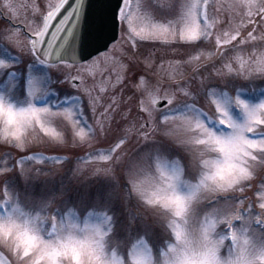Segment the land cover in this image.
I'll return each instance as SVG.
<instances>
[{
	"label": "snow or ice",
	"instance_id": "snow-or-ice-1",
	"mask_svg": "<svg viewBox=\"0 0 264 264\" xmlns=\"http://www.w3.org/2000/svg\"><path fill=\"white\" fill-rule=\"evenodd\" d=\"M124 5H129V0H122L116 14L122 32L125 21L131 26ZM87 7L88 0H74L72 4L58 0L48 3V10L42 11L41 5L33 2V18L27 29L31 36L27 42L20 40L18 29L0 30V54L9 57L0 58V72L14 71L23 53L51 67L67 64L64 47L57 48V42L70 23L69 34L74 33ZM174 7L179 13L175 21L140 32L133 28L132 32L141 39L176 37L203 42L214 37L217 46L231 45L241 37L243 19L231 25L229 31L214 33L216 20H210L209 0H181L178 7L168 4L170 10ZM247 9L249 18L264 17V0L258 5L248 0ZM62 10L63 18L46 39L52 21ZM0 15L11 23L18 19L19 7L11 0H3ZM162 19L166 20L167 16ZM174 23L175 31L172 30ZM97 26L103 30L107 23L100 19ZM129 39L136 43L131 34ZM103 47L107 48V44ZM216 53H221L220 47ZM216 53H210L209 57ZM79 55L77 50L71 52V58ZM125 55L127 63L121 62V67L127 72L135 68V57ZM107 59L106 53H99L82 66L83 71L88 72L89 64L92 65L95 70L89 74L94 77L96 71L106 70L101 62ZM192 59L189 54V61ZM154 63L155 58L149 52L144 64L151 67ZM201 67L198 64L193 69L200 75L199 83L195 76L172 75L166 84L157 80L149 86L146 77L141 76L144 86L135 85L143 97L137 104L141 114L133 116L131 109L120 110V97L113 96L92 125L84 122L82 112L90 107L95 115L101 100L88 88L84 89L88 100L83 106L78 96L79 102L68 106L37 103L46 99L52 89L32 79L27 82V103L17 105L0 95V124L3 125L0 134L5 137L4 143L26 151L30 143L40 141L38 133L50 132L49 126H52L53 140L61 138V133L55 130L57 127L64 130V142L69 139L74 143L87 142L103 136L112 141L108 148L111 155L102 157L108 164L97 169V174L114 184L104 198L91 202L73 201L63 185L59 189L48 187L33 197L34 206L39 208L33 214L21 208L8 193L5 183L0 197V264H264V185L257 193L259 212L251 202L245 208V201L232 195L244 191L243 186L254 177L257 168L264 169V92L258 93L261 97L258 102H252L240 86L230 85L232 80L220 69L213 71L224 82L215 83L210 81L212 71L206 77L199 72ZM236 71L238 77L239 70ZM251 72H258L264 78V54L250 71L246 69V78ZM115 83H121L119 76ZM161 101L168 107H163ZM158 107L163 110L157 115ZM236 109L242 118L234 114ZM66 115L71 117V122ZM175 118H179L184 130L182 138L168 126ZM128 145H132L131 151H118L122 146L127 149ZM172 147L179 149L184 158L172 153ZM26 159L37 157H20L17 175L25 183L39 175V169L23 167ZM8 171L0 168V173ZM33 171L37 177H33ZM133 199L136 201L134 212L129 208V201ZM117 204L130 213L126 232L137 223L146 233L163 223L168 241L158 255L154 254L146 235L132 245L128 260L110 246L119 218Z\"/></svg>",
	"mask_w": 264,
	"mask_h": 264
},
{
	"label": "rangeland",
	"instance_id": "rangeland-1",
	"mask_svg": "<svg viewBox=\"0 0 264 264\" xmlns=\"http://www.w3.org/2000/svg\"><path fill=\"white\" fill-rule=\"evenodd\" d=\"M11 2L19 7L18 19L9 23L6 16L0 15V30L6 27L18 29L20 40L27 42L31 36L27 29L33 18L32 3L41 5L42 11H47L46 5L56 3L58 0H11ZM180 2L181 0H129V5H124V8L126 14L129 15L131 26L129 27V21L124 22V30L120 39L110 48L111 52L106 53L108 59L101 62V66L106 70L102 73L96 71L94 77L90 75L89 79L85 81L81 77L80 83L72 86L93 87L95 91L93 96L99 97L103 106L104 104L107 106L111 97L119 96L120 107L123 105L122 107L125 109H131L132 115L136 116L141 114L137 104L143 97L135 85H140L141 88L144 86V81L140 80L141 76L146 77L149 86L155 84L157 80L166 84L172 75H176L177 78L195 76L196 82L199 83L200 75L195 74L193 69L200 64L203 67L199 69V72L204 76L207 77L209 71H212L211 82H224L223 78H216L215 71H213V69H220L228 79L232 80L229 82L230 85L240 86L247 98L252 102H258L261 98L258 93L264 92V78L258 72H251L250 77L246 78V69L250 71L255 61L264 54V39H262L264 37V17L254 15L249 18L247 16L248 0H209L210 20H216L214 33L229 31L231 25L238 24L241 19L245 21L241 28V37L237 41H233L231 45L223 46L215 45L214 37L211 41L204 40L203 42H192L176 37L141 39L136 36L135 32H132L133 28L140 32L151 29L153 26L167 25L168 21H175L179 13L176 12V7L170 10L168 4L172 3L178 7ZM254 2L258 5L261 0H254ZM0 4H3V0H0ZM229 5L236 7L231 9L228 7ZM4 11L6 12L7 9ZM164 16H167L166 20L162 19ZM249 19L253 22L248 23ZM249 26H251L250 29ZM180 27L183 29V25ZM172 30H176L175 23L172 25ZM247 33H251V37ZM129 34L135 37V44L129 39ZM217 47H220L222 55L216 53ZM149 52L155 58V63L151 67L144 64V57ZM201 52L204 54L200 55ZM125 53L135 57L133 60L135 68L127 72L121 67V62L127 63ZM210 53L216 54L210 58ZM189 54L193 57L191 61H189ZM0 58L7 59L9 57L7 54H0ZM61 69L62 65L51 67L34 61L29 55L23 53L22 58L14 65V71L4 70L0 72V95L17 105L25 104L29 100L27 82L32 79L37 84H46L52 89L46 99H40L37 103H51L54 106L59 103V105L68 106L79 102L78 97H81L83 106L88 99L84 98L81 93L76 95L65 93L61 96L59 79ZM89 70L92 72L95 69L89 64ZM236 70H239L238 77ZM143 73L145 74L143 75ZM117 76L121 80L119 84L115 83ZM104 87L109 88L110 94L105 95L104 91L101 92V88L104 89ZM161 90L163 91V89ZM104 100L107 101L104 102ZM163 107H168V105ZM157 110L160 112L163 108L160 107ZM102 112L103 110H98L93 115L89 108H86L82 112V117L85 118V123L92 125ZM234 114L237 118H242L238 109L234 111ZM65 118L71 122V117L66 115ZM168 126L173 128L177 137L182 138L184 136L179 118L173 119ZM49 127L50 132L48 134L38 133L41 136L40 141L30 143L26 151L17 150L11 143H4L3 140H0V168L9 169L7 173H0V197H2L6 183L8 193L13 196L14 200L21 204L24 211L33 214L39 210L33 204V197L40 195L48 187L54 186L59 189L63 185L67 190L68 197L73 201L91 202L98 197L104 198L109 189L114 187V184L109 179L100 177L97 174V169L107 166L108 162L102 157L111 155L108 148L112 141L109 142L105 137L97 136L94 140L87 142L74 143L70 139L68 142H64L62 139L64 130L61 127L55 129L61 133V138L53 140L51 136L52 126ZM85 133L87 134V128H85ZM45 135L47 139L43 138ZM50 140L52 142H49ZM124 150L131 151L132 145H128L127 149L122 146V149L118 151ZM170 151L184 158V154L179 149L172 147ZM33 155L37 159H26L23 167L29 170L39 169V175L38 178H33L25 183L23 177L19 178L17 175L21 167L19 160L21 156L31 157ZM54 156L59 159H50ZM41 158H43V162H41ZM32 175L37 177L34 171ZM192 182L195 183V180ZM261 185H264V169L257 168L254 177L243 186L244 191L242 193L235 192L232 195L243 199L245 208L251 202V206L255 208L256 212H259L257 193L261 190ZM129 204L130 211L134 212L136 201L130 200ZM116 212L119 218L110 242L112 248H115L125 260H128L132 245L141 236L146 235L149 243L153 245L154 254L160 253L168 241V234L162 222L156 225L151 232L146 233L139 223L126 232L127 217L130 213L125 212L123 205L120 204L116 205ZM109 214L111 215V213ZM237 226H240L239 221Z\"/></svg>",
	"mask_w": 264,
	"mask_h": 264
},
{
	"label": "water",
	"instance_id": "water-1",
	"mask_svg": "<svg viewBox=\"0 0 264 264\" xmlns=\"http://www.w3.org/2000/svg\"><path fill=\"white\" fill-rule=\"evenodd\" d=\"M74 0H68L72 4ZM122 0H88V7L85 10L81 21L77 24L73 34H69L72 28L70 23L66 30L61 34L56 47H64L65 57L68 61L81 62L90 59L94 55L107 50L112 42L117 40L119 36V21L116 18L117 11ZM67 7V6H66ZM63 10L58 14L57 18L52 21V27L49 30L55 31V27L63 18ZM75 20V18H73ZM103 19L107 23V27L100 30L97 22ZM107 44V48L103 47ZM77 50L80 55L71 58V52ZM165 102H161L164 104Z\"/></svg>",
	"mask_w": 264,
	"mask_h": 264
},
{
	"label": "flooded vegetation",
	"instance_id": "flooded-vegetation-1",
	"mask_svg": "<svg viewBox=\"0 0 264 264\" xmlns=\"http://www.w3.org/2000/svg\"><path fill=\"white\" fill-rule=\"evenodd\" d=\"M67 69V72L69 73V74H78V73H80V72H82V73H84V71H83V69H81L80 67H79V65H71V66H69L68 68H66ZM66 76V73H63L62 74V78H64ZM63 88H65V87H63ZM85 88H88L89 89V87H84L83 89H85ZM84 94H87V93H85V92H83ZM109 92H106V94H108ZM106 104H104V106L103 107H99L98 109L99 110H104V107H106L105 106Z\"/></svg>",
	"mask_w": 264,
	"mask_h": 264
},
{
	"label": "clouds",
	"instance_id": "clouds-1",
	"mask_svg": "<svg viewBox=\"0 0 264 264\" xmlns=\"http://www.w3.org/2000/svg\"><path fill=\"white\" fill-rule=\"evenodd\" d=\"M3 127V125L2 124H0V128H2ZM3 139H5V137H3V135L2 134H0V140H3ZM197 179H199V177H197ZM167 243V242H166Z\"/></svg>",
	"mask_w": 264,
	"mask_h": 264
}]
</instances>
